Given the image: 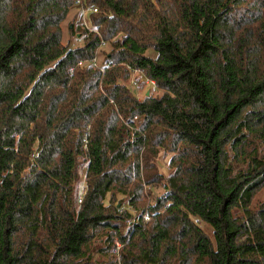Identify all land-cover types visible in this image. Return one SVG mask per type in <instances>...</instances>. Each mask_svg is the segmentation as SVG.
Here are the masks:
<instances>
[{"label":"trees","instance_id":"16d2710c","mask_svg":"<svg viewBox=\"0 0 264 264\" xmlns=\"http://www.w3.org/2000/svg\"><path fill=\"white\" fill-rule=\"evenodd\" d=\"M80 2L0 0V264H264V0Z\"/></svg>","mask_w":264,"mask_h":264},{"label":"rangeland","instance_id":"374dc122","mask_svg":"<svg viewBox=\"0 0 264 264\" xmlns=\"http://www.w3.org/2000/svg\"><path fill=\"white\" fill-rule=\"evenodd\" d=\"M86 8V7H85ZM72 15L73 13L70 14V16L68 18H66V20L64 21L63 25H62V41L63 43H68L70 47H77V46H81L82 42H83V36L84 33H81L80 35H72L69 33L68 30V26L71 24L72 21ZM89 17V14L87 13L85 16H82V14H79L78 11H76V15H75V20L73 22V24H71V26L74 27V29L76 27H80V25L78 26V22L77 20L80 21V24L83 25V27L85 28H91L89 26V22L87 20V18ZM91 30V29H90ZM109 49V47L107 46L106 43L102 44L101 47L96 51V61L97 64H100L99 62L101 61V59H103V55L105 52H107ZM95 62V60H93V63ZM135 79H139L138 81L143 82L142 85L137 87V83H135ZM124 84L130 89L132 90V92L139 98L141 99L146 93H151V95H157L159 94V91H155L153 90L152 86L148 84V80L144 79L143 76L137 72V71H132L130 73L129 79L124 81ZM168 155H166V153L164 152H160V154L158 155V160H157V164L160 168V170H162L165 174L167 172H169V170L167 171V159H168ZM152 196H150V199H152L154 196L157 195H161V193L163 192L161 187H155L152 189ZM256 200H264V188L261 190V192H259L257 194V196L255 197ZM254 203H255V199H254ZM204 229L210 233L211 229L207 224H204Z\"/></svg>","mask_w":264,"mask_h":264},{"label":"built area","instance_id":"2783aa9c","mask_svg":"<svg viewBox=\"0 0 264 264\" xmlns=\"http://www.w3.org/2000/svg\"><path fill=\"white\" fill-rule=\"evenodd\" d=\"M75 3L76 4H80L81 2H80V0H75ZM90 10H92L93 12L96 11L95 8L92 9V8L81 7V14H82V16H85L87 13H89ZM148 83L153 84V81L150 80V81H148Z\"/></svg>","mask_w":264,"mask_h":264}]
</instances>
